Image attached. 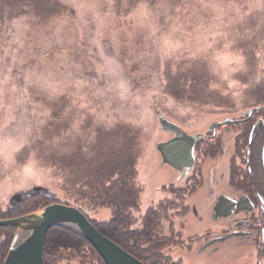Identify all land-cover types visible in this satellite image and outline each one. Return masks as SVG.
Returning a JSON list of instances; mask_svg holds the SVG:
<instances>
[{
	"label": "rangeland",
	"instance_id": "1",
	"mask_svg": "<svg viewBox=\"0 0 264 264\" xmlns=\"http://www.w3.org/2000/svg\"><path fill=\"white\" fill-rule=\"evenodd\" d=\"M22 1L13 8L25 10L0 25V202L7 203L19 190L42 186L53 193L47 196L49 203L68 205L57 186L66 170L41 165L36 152L27 159L20 154L25 145L42 139L44 127L55 128L46 140V155L57 152L63 160L77 148L87 157L95 148L109 150L108 135L116 131L119 136L125 125L140 133L136 170L143 188L139 212L144 214L167 197L159 191L153 195L166 180L163 171L169 170L155 145L172 136L160 129L157 110L185 131L206 133L213 121L264 107L259 98L264 94L250 91L264 85V48L252 83L244 84L248 62L233 44L237 24L251 16L262 24L264 0H186L185 10L172 0L153 5V0ZM118 1L123 2L121 11ZM36 4L48 9L37 13ZM203 53L209 54L214 76L208 91L218 94L173 97L167 90V65ZM143 80L145 86L137 87ZM83 212L97 226L110 217L108 208ZM131 214L139 217L137 211ZM82 251V264L100 263L89 250ZM59 252L54 256L65 258L61 264H78Z\"/></svg>",
	"mask_w": 264,
	"mask_h": 264
},
{
	"label": "flooded vegetation",
	"instance_id": "2",
	"mask_svg": "<svg viewBox=\"0 0 264 264\" xmlns=\"http://www.w3.org/2000/svg\"><path fill=\"white\" fill-rule=\"evenodd\" d=\"M236 115L211 122L206 133L188 132L176 123L188 135L200 137L189 158L174 165L163 163L169 168L163 171L166 180L153 195L159 191L167 197L159 198L144 214L139 207V217L129 227L126 219L118 226L109 217L107 238L143 264H264V107ZM255 126L258 131L250 139ZM28 189L0 202V264L17 232V227L4 223L53 203H46L41 194L24 195ZM55 230L71 233V242L55 248L44 239L43 264L63 263L65 258L55 259L59 251L82 264L79 257L84 252L79 246L81 238L87 240L62 226L47 233ZM84 248L96 252L89 243Z\"/></svg>",
	"mask_w": 264,
	"mask_h": 264
},
{
	"label": "trees",
	"instance_id": "3",
	"mask_svg": "<svg viewBox=\"0 0 264 264\" xmlns=\"http://www.w3.org/2000/svg\"><path fill=\"white\" fill-rule=\"evenodd\" d=\"M172 1L174 2L173 6H178L180 9H182L184 7L183 5L186 3V0ZM16 2L23 1L0 0V25L3 26L16 16V14H19V11L25 10L22 5L20 10H18L20 6L13 8ZM154 2L155 0H153L151 4L153 5ZM41 4L45 5V3ZM118 5L120 6V8L117 6L118 10H123L121 8L123 2H119ZM36 7L33 8L37 13L42 9V13H44V9H48L38 4H36ZM183 9L185 10V8ZM261 14L264 15V12H261ZM258 21L259 19H254L251 16L248 22L239 23L235 26L236 30L233 36L234 49L240 51L248 62V74L241 80V83L244 84L254 79L253 75L257 68L258 56L261 55L264 48V21L260 25L257 24ZM247 29L249 32L246 31ZM2 42H4V39L0 31V49L3 48ZM203 55L205 56H184L176 66L171 67L170 64L167 65L165 72V79L168 82L167 90L173 97L182 100H191L195 94H218L216 91H208V83L213 80L214 76L212 74V66L209 60H207L209 54L203 53ZM174 68L175 71H172ZM146 83L147 82L144 80L140 81L137 87L142 88ZM250 91L259 95L264 94V85L262 83L254 85ZM259 98L264 100V96H260ZM54 117L57 118L58 115L56 114ZM52 128V125H48V127L41 129L43 135L42 139L33 146L25 145L20 151L22 158L27 159V156L33 151L36 152V155L39 154L37 161L41 165L49 163L51 167L55 168L58 172L66 170L65 174L62 173L63 179L61 181H63V184H57L64 192L65 204H71L82 212L83 209L96 211L99 208H108L110 210V220L115 222L118 221L116 225L119 226L120 221L126 219V226L129 227L135 219L131 212L139 210L140 195L143 189L138 182V172L136 170L138 136L140 135L138 129L132 126L126 128V126L123 125L119 136L114 135L115 133H119L116 131L108 135L112 137L109 150L100 152L95 148L93 154L87 157L86 154H82L80 149L77 148L73 150L69 157L62 160V158H58L57 152H51V154L48 152V155H46V140L48 141L55 132V128ZM117 138L118 140L115 141ZM42 197L46 203L50 201L47 197ZM107 225V222H103L100 224V227L97 226L96 228L105 237H107ZM149 231L152 232V228L147 229L145 232L147 236L145 237L151 235ZM70 234L71 233L63 230L49 231L45 239L48 238L47 243L51 246L53 245L55 248L66 247L71 242L69 238ZM86 243L88 244L87 241L81 238L79 246L81 251L85 249ZM92 252L100 262L99 264H105L97 252L93 250Z\"/></svg>",
	"mask_w": 264,
	"mask_h": 264
},
{
	"label": "water",
	"instance_id": "4",
	"mask_svg": "<svg viewBox=\"0 0 264 264\" xmlns=\"http://www.w3.org/2000/svg\"><path fill=\"white\" fill-rule=\"evenodd\" d=\"M258 108H253L245 114H251ZM160 129L173 133L166 141L157 142L155 147L162 163L174 165L191 156L193 145L200 135H188L176 123L170 122L157 110ZM258 131L253 127L250 139ZM264 154V148H263ZM38 193L52 197L53 193L42 186L29 189L24 195ZM6 225L17 227L3 264H43L42 253L47 231L56 226L67 227L80 234L95 249L105 264H143L138 259L120 248L117 244L102 235L88 220L83 212L73 206L50 203L24 216L5 222Z\"/></svg>",
	"mask_w": 264,
	"mask_h": 264
},
{
	"label": "bare ground",
	"instance_id": "5",
	"mask_svg": "<svg viewBox=\"0 0 264 264\" xmlns=\"http://www.w3.org/2000/svg\"><path fill=\"white\" fill-rule=\"evenodd\" d=\"M162 113V112H161ZM165 118L167 119V120H169L170 122H173V123H175L174 121H172V120H170L168 117H166L165 116ZM170 133V132H169ZM172 134V133H171ZM29 190V189H28ZM38 194H41V193H38ZM42 196H45L46 197V195H44V194H41ZM82 212V211H81ZM132 256V255H131ZM135 258V257H134Z\"/></svg>",
	"mask_w": 264,
	"mask_h": 264
}]
</instances>
